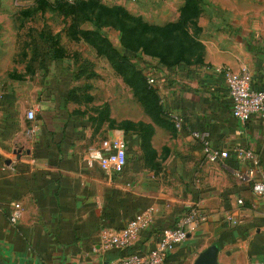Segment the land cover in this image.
Wrapping results in <instances>:
<instances>
[{
  "label": "crops",
  "instance_id": "1",
  "mask_svg": "<svg viewBox=\"0 0 264 264\" xmlns=\"http://www.w3.org/2000/svg\"><path fill=\"white\" fill-rule=\"evenodd\" d=\"M17 0H0V40L7 38ZM223 6L199 16L187 59L157 65L151 106L113 120L109 108L88 99H65L75 77L65 62L42 60L32 45L24 71L0 77V256L7 264H111L123 253H145L194 200L198 227L162 264H196L217 245L220 264H264V201L235 170L243 167L236 146L253 149L264 164V117L241 120L232 112L225 68L248 69L264 86V0H217ZM226 4V5H224ZM13 15V14H12ZM214 24L213 26H209ZM195 42L200 46L197 48ZM35 49V50H34ZM166 62L172 63L167 58ZM68 69V70H67ZM35 110L28 118L27 110ZM176 110L178 130L166 115ZM206 128L213 147L229 155L209 158L191 130ZM125 146L120 172L100 158ZM15 202L22 214L11 222ZM153 206V222L126 248H105L103 227L118 228ZM1 264V263H0Z\"/></svg>",
  "mask_w": 264,
  "mask_h": 264
},
{
  "label": "rangeland",
  "instance_id": "2",
  "mask_svg": "<svg viewBox=\"0 0 264 264\" xmlns=\"http://www.w3.org/2000/svg\"><path fill=\"white\" fill-rule=\"evenodd\" d=\"M217 7L223 10L217 0H17L6 28L13 51L0 40V77L24 71L28 45L47 39L75 75L65 86L109 108L113 120L128 116L130 122L140 101L151 106L154 99L146 83L157 68L152 60L187 59L199 16L206 13L213 21Z\"/></svg>",
  "mask_w": 264,
  "mask_h": 264
},
{
  "label": "built area",
  "instance_id": "3",
  "mask_svg": "<svg viewBox=\"0 0 264 264\" xmlns=\"http://www.w3.org/2000/svg\"><path fill=\"white\" fill-rule=\"evenodd\" d=\"M74 1V0H68ZM225 80L232 98V112L241 120H247L254 112L264 117V86L255 87L252 83V73L243 68L241 70L224 69ZM149 84L155 83V76L147 75ZM168 119L178 130L183 129V115L176 110H166ZM27 117L34 118L35 110L28 109ZM194 138L200 140L202 146L211 159L226 157L228 149H218L212 146L210 132L206 128L191 130ZM115 149L103 154L100 165L111 172H120L127 160L125 146L120 138L112 140ZM236 157L243 162V167L237 168L235 174L239 179L247 180L254 193L264 201V164L260 156L253 149L244 146H236ZM180 214L175 224L165 228L155 245L145 253H123L113 259L111 264H162L176 245L184 242L189 233L194 231L203 218V214L194 200ZM22 214L20 202H15L10 214L11 222H16ZM155 210L153 206L136 212L125 225L118 228L103 227L101 229L102 244L105 248H126L132 245L142 230L147 228L154 220Z\"/></svg>",
  "mask_w": 264,
  "mask_h": 264
},
{
  "label": "trees",
  "instance_id": "4",
  "mask_svg": "<svg viewBox=\"0 0 264 264\" xmlns=\"http://www.w3.org/2000/svg\"><path fill=\"white\" fill-rule=\"evenodd\" d=\"M67 2H71V1H68L66 0ZM74 2V1H72ZM71 2V3H72ZM43 7V6H42ZM44 8V7H43ZM65 12H67V8H64ZM168 25H174V24H168ZM168 27V26H167ZM41 35V33H39ZM43 36V34H42ZM44 37V36H43ZM34 48L37 50V53H39V49H41V53H42V60H49V61H58L60 60L62 57H61V54L58 50V47H57V44H54L52 41L51 43H48L47 42V39L45 40V42H37L36 45H34ZM46 62V61H44ZM177 61H173L172 63H169V62H166V64L168 65H171V64H175ZM146 83H147V87L149 89H151L152 92L155 91V86L153 84H149L148 81H147V76H146ZM66 98L65 99H73V100H79V99H82L81 96L77 95L75 92H73V88L72 86H69L67 87V90H66Z\"/></svg>",
  "mask_w": 264,
  "mask_h": 264
},
{
  "label": "water",
  "instance_id": "5",
  "mask_svg": "<svg viewBox=\"0 0 264 264\" xmlns=\"http://www.w3.org/2000/svg\"><path fill=\"white\" fill-rule=\"evenodd\" d=\"M217 245H210L199 253L196 264H220L217 261ZM0 263L7 264L0 256Z\"/></svg>",
  "mask_w": 264,
  "mask_h": 264
}]
</instances>
